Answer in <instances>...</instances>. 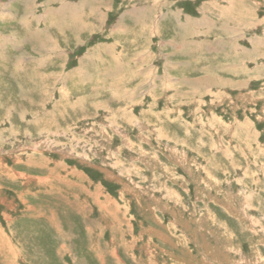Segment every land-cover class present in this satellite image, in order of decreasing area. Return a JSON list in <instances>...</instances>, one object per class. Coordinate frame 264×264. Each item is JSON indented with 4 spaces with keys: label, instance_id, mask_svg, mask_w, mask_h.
<instances>
[{
    "label": "rangeland",
    "instance_id": "obj_1",
    "mask_svg": "<svg viewBox=\"0 0 264 264\" xmlns=\"http://www.w3.org/2000/svg\"><path fill=\"white\" fill-rule=\"evenodd\" d=\"M0 264H264V0H0Z\"/></svg>",
    "mask_w": 264,
    "mask_h": 264
}]
</instances>
